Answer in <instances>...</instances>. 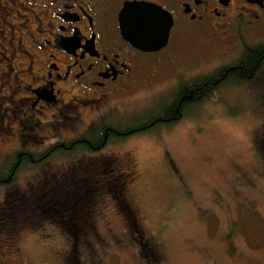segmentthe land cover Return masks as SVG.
Masks as SVG:
<instances>
[{
  "label": "flooded vegetation",
  "instance_id": "1",
  "mask_svg": "<svg viewBox=\"0 0 264 264\" xmlns=\"http://www.w3.org/2000/svg\"><path fill=\"white\" fill-rule=\"evenodd\" d=\"M130 2L152 4L169 15L162 48L144 51L123 36L119 16ZM260 28H264V0H0V181L13 178L7 184L0 182V264H17L13 256L18 225L27 220L13 221L11 209L30 208L44 220L42 207L63 191L77 193L84 184L97 190L111 185L119 196L124 194L127 172L108 157H92L107 142L124 141L120 129L168 131L174 119L180 120L193 106L171 108L165 117H157L155 111L167 106L155 103L132 113L128 123L107 120L109 113L132 100L128 95L135 87L150 88L149 100L172 101L185 94L177 92L179 84L233 66L250 50L248 46L261 45ZM252 30L256 38L245 43V33ZM190 59L195 60L189 63ZM158 81L163 85L151 88ZM76 142L106 143L91 151ZM77 150H82V158L70 168L46 169L48 156ZM28 169L36 178L24 187L30 202L21 188L13 187ZM68 205L74 216L83 213L77 196ZM68 251L66 263L79 264L77 244Z\"/></svg>",
  "mask_w": 264,
  "mask_h": 264
},
{
  "label": "rangeland",
  "instance_id": "2",
  "mask_svg": "<svg viewBox=\"0 0 264 264\" xmlns=\"http://www.w3.org/2000/svg\"><path fill=\"white\" fill-rule=\"evenodd\" d=\"M252 33H245V43L254 41ZM145 89L135 87L128 95L132 100L106 119L128 123L132 113L169 99L149 100L150 88ZM206 94L168 131L107 142L92 158L108 157L127 172L124 194L111 185L100 187L92 209L76 215L79 221L87 212L92 221L79 228L76 242L50 216L23 218L13 256L17 264H67L74 243L79 264H264V62L254 77ZM62 154L48 156L46 169L65 170L82 158V150ZM32 169L13 185L27 202L25 184L36 179ZM68 206L49 215L61 213L66 223L73 212ZM139 237H152L161 259L142 261Z\"/></svg>",
  "mask_w": 264,
  "mask_h": 264
},
{
  "label": "trees",
  "instance_id": "3",
  "mask_svg": "<svg viewBox=\"0 0 264 264\" xmlns=\"http://www.w3.org/2000/svg\"><path fill=\"white\" fill-rule=\"evenodd\" d=\"M248 47L250 48V50L245 51L244 57L241 58V60H239V62H237L235 65L218 67L210 75L205 76L203 79H198V80L192 81L191 83L185 82V83L179 84L178 87H176L178 91L175 90V92L176 91L182 92L183 94L188 93L189 95L187 97H185V94L180 95V97L178 98H176L175 96L172 101L168 99V101H166L164 104V106H167V107H165L163 111L161 110V108L157 109L155 111V115L157 117H161V116L165 117L169 113V110L171 108L178 109V108H183L185 105L194 104L196 101H198L200 97L202 96L205 97L207 95L206 94L207 91H211L220 85H223L230 81L242 82L244 80L254 77L261 67V65L258 64L257 60L260 59L262 60V63L264 62V55H263L264 41L262 42L261 45H250ZM240 70H243V72L240 73ZM183 97L184 99L181 101L180 98H183ZM176 114L177 113H174L172 116H175ZM176 120L177 118L174 119V121ZM116 129H119V128L116 127ZM120 130H123L125 133L123 137L127 135H131V134H135L141 131V130H129L128 128L120 129ZM105 143L106 142H76V144L81 145L82 148L84 147L85 149H90L91 151L98 150ZM0 178H1V175H0ZM12 179L13 178L11 176H7L4 180L0 182L7 184V183H10ZM96 190L97 189L92 188L91 185L84 184L80 187V189H78L77 193L73 195H71L68 192L63 191L61 195H58L60 196L59 198L50 200V204H47L45 207H42L41 209L42 213L46 215V219L48 216H50L49 220L53 219L51 222L56 223L57 222L56 220L58 219V215L54 218V217H51L53 215H49V214L51 213L53 214L55 211L58 212L60 209H62V204L63 205L67 204L68 206V203L71 197H73L74 195L77 196L78 206H82L81 213L83 212V209L86 207L88 208V210L92 209L91 204L93 201H95V199L98 198V194H99L97 192L98 190L97 191ZM65 198H66V202H63L62 200ZM124 205H125V202H124ZM124 209L129 215V217L133 218V213L131 212L129 207L126 206ZM33 213L34 211L33 210L31 211L30 208L29 209L22 208L21 211L20 209H18V207H14L13 209H11V215L13 217L12 220L15 222L21 221L25 217L36 216ZM79 218H80L79 221H77V217L72 214V216L68 218V221L66 223H62V220L65 219L64 217L60 222H58L59 224L58 226L63 228L70 236H73L74 241L76 239L75 233L77 232V230H79V228H82L83 226H86L85 223H86V218H87V212H84V214L81 215ZM87 219H90V218L88 217ZM139 238L140 239L138 242L139 244L141 243L140 244L141 245L140 248L142 249L141 251L144 252L142 253V255L144 254L143 259H146L149 262H154L155 260L161 259L162 257L161 253L157 249L156 243L153 241L152 237L151 238L139 237Z\"/></svg>",
  "mask_w": 264,
  "mask_h": 264
},
{
  "label": "water",
  "instance_id": "4",
  "mask_svg": "<svg viewBox=\"0 0 264 264\" xmlns=\"http://www.w3.org/2000/svg\"><path fill=\"white\" fill-rule=\"evenodd\" d=\"M119 19L123 36L137 48L154 51L167 43L171 19L160 7L130 2L121 11Z\"/></svg>",
  "mask_w": 264,
  "mask_h": 264
},
{
  "label": "snow or ice",
  "instance_id": "5",
  "mask_svg": "<svg viewBox=\"0 0 264 264\" xmlns=\"http://www.w3.org/2000/svg\"><path fill=\"white\" fill-rule=\"evenodd\" d=\"M181 179H182V177H181Z\"/></svg>",
  "mask_w": 264,
  "mask_h": 264
}]
</instances>
